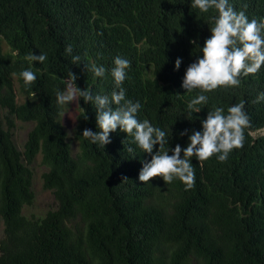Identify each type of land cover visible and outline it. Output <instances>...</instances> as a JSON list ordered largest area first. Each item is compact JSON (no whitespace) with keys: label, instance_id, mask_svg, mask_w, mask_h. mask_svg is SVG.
I'll return each mask as SVG.
<instances>
[{"label":"trees","instance_id":"trees-1","mask_svg":"<svg viewBox=\"0 0 264 264\" xmlns=\"http://www.w3.org/2000/svg\"><path fill=\"white\" fill-rule=\"evenodd\" d=\"M232 2L264 17V0ZM208 16L191 0H0V264H264V134H252L264 126V100L253 102L264 91V66L238 86L208 92L207 105L189 115L199 89L188 92L181 79L210 34ZM68 43L83 61L64 53ZM30 52L48 58L33 62ZM117 54L131 60L123 85L141 102L139 117L172 130L170 146L185 145L179 130L200 128L213 105L227 110L241 99L251 120L244 145L224 161L193 156L194 187L159 175L141 181L149 154L137 148L131 156L119 129L104 147L83 137V128H96L95 108L80 98L89 118L78 112L73 152L55 90L69 69L80 87L110 90V72L95 77L84 62L110 69ZM25 67L37 73L30 88L18 76ZM18 121L30 124L21 146ZM38 154L56 204L26 215Z\"/></svg>","mask_w":264,"mask_h":264},{"label":"clouds","instance_id":"clouds-1","mask_svg":"<svg viewBox=\"0 0 264 264\" xmlns=\"http://www.w3.org/2000/svg\"><path fill=\"white\" fill-rule=\"evenodd\" d=\"M191 5L200 13H209L210 34L202 44L197 43V55L187 64L181 79V87L188 92L199 89L187 102L189 115L207 105L208 92L221 86H238L242 77L256 73L264 66V17H249L245 10L237 9L232 0H191ZM64 53L73 63L83 61L79 53H74L71 43L65 45ZM27 58L43 62L48 53L30 52ZM182 60V56L175 57L176 69L180 68ZM130 65L131 60L120 54L113 57L110 69L102 63L84 62V67L90 68L95 77H104L110 72L112 88L108 91H97L92 86L82 88L77 84L78 74L69 69L64 86L55 90V96L56 102L65 108H70L72 102L80 105V98L94 106L96 128L85 127L81 133L91 142L104 147L111 142V133L119 129L127 134L123 138V141H128L124 147L131 156L137 153V148L149 154V158L142 159V167L138 171L141 181L148 182L150 177L159 175L165 182L178 178L186 188L194 187L196 171L193 156L197 160H206L218 154L217 159L224 161L234 148L244 145L251 120L245 108L246 101L241 99L229 104L227 110L224 106L213 105L200 119V128L179 130L178 135H187L185 145L177 142L170 146L172 130L169 133L167 128L154 124L147 117L141 119L138 115L141 102L127 95L123 82ZM18 76L29 88L37 80L32 67L23 68ZM32 99H37L35 91ZM262 100L264 91H259L253 102ZM80 112L85 119L89 118L81 105Z\"/></svg>","mask_w":264,"mask_h":264},{"label":"rangeland","instance_id":"rangeland-1","mask_svg":"<svg viewBox=\"0 0 264 264\" xmlns=\"http://www.w3.org/2000/svg\"><path fill=\"white\" fill-rule=\"evenodd\" d=\"M4 48H7L4 44ZM19 100L21 96L18 95ZM80 111V106L75 102L70 104V108H65L62 106L61 119L67 130L68 138L70 140L72 151L76 152L78 150L77 141L74 138V128L76 124V117ZM75 119V120H74ZM18 126L15 130V136L17 143L21 146L24 140L25 134L30 127L29 123H21L18 121ZM71 133V134H70ZM254 136L258 134H264V126L256 131H253ZM32 171V190L34 192V201L30 206H24L23 213L26 215L42 216L46 210L53 208L56 204L51 191L44 189L42 186L41 173L46 169V167L41 164V157L38 154L35 157L34 162L31 164ZM2 236V222L0 221V238Z\"/></svg>","mask_w":264,"mask_h":264}]
</instances>
